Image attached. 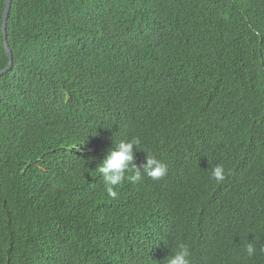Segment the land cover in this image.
I'll use <instances>...</instances> for the list:
<instances>
[{
	"label": "trees",
	"instance_id": "16d2710c",
	"mask_svg": "<svg viewBox=\"0 0 264 264\" xmlns=\"http://www.w3.org/2000/svg\"><path fill=\"white\" fill-rule=\"evenodd\" d=\"M6 35L0 264H264V0H11ZM133 137L167 174L110 197Z\"/></svg>",
	"mask_w": 264,
	"mask_h": 264
},
{
	"label": "clouds",
	"instance_id": "9594fccd",
	"mask_svg": "<svg viewBox=\"0 0 264 264\" xmlns=\"http://www.w3.org/2000/svg\"><path fill=\"white\" fill-rule=\"evenodd\" d=\"M141 141L138 137H133L127 141H121L115 150L109 149L105 159L99 164L98 171L102 175L105 190L110 197L116 196L114 190L126 178V173L131 171L132 175L127 179L137 182L144 175L153 180H159L166 176L167 166L156 157L147 154L146 163L142 167H137L134 163V149L137 150ZM212 177L221 182L225 179V169L222 165H217L212 170ZM246 254L250 257L256 252L253 243H247L245 247ZM190 252L187 246L181 245L179 251L175 252V256L167 259V264H191Z\"/></svg>",
	"mask_w": 264,
	"mask_h": 264
},
{
	"label": "water",
	"instance_id": "95a60500",
	"mask_svg": "<svg viewBox=\"0 0 264 264\" xmlns=\"http://www.w3.org/2000/svg\"><path fill=\"white\" fill-rule=\"evenodd\" d=\"M10 5H11V0H6V8H5V12H4V25H3V30H4V35H5V47H6V51L8 53V56L10 58V62H9V65L5 69L0 71V75L12 67V60H13L12 50L10 49L9 44L7 42V39H6V36H7L6 35V27H7V19L9 16Z\"/></svg>",
	"mask_w": 264,
	"mask_h": 264
}]
</instances>
